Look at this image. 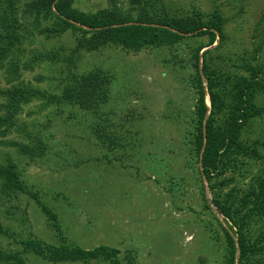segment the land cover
<instances>
[{
	"label": "rangeland",
	"instance_id": "374dc122",
	"mask_svg": "<svg viewBox=\"0 0 264 264\" xmlns=\"http://www.w3.org/2000/svg\"><path fill=\"white\" fill-rule=\"evenodd\" d=\"M166 3L174 8L194 7L204 13L218 9L222 13L227 40L216 50L213 46L217 42L206 48L214 58L213 67L223 74H246L239 67L247 61L264 70V21L259 20L264 0ZM74 4L94 11L106 7L108 1L74 0ZM119 5L128 8L126 0H119ZM206 41V37L188 38L172 48L136 53L119 47L85 52L79 71L98 65L114 74L109 102L97 111L68 105L42 108L38 100L23 105L18 122L40 133L47 151L43 157L30 160L14 147L0 143V160L4 153L11 154L23 179L44 193V201L58 215L70 242L84 248L98 244L116 247L123 264H201L202 259L204 264H221L224 236L212 214L216 213L210 202L214 191L204 179L212 210L208 213L200 189V162L187 144L197 97L189 82L193 75L191 55L194 46ZM73 43L74 35L67 32L51 40L37 35L24 47L27 53L54 47L67 52ZM37 75L45 79L38 82ZM57 76L58 66L47 63L21 72L23 81L58 94L61 85ZM8 85L0 70V88ZM257 103L264 106V93ZM100 115L111 121L120 147L108 150L92 134V125ZM242 138L264 142V114L251 120ZM11 139L22 140L16 132L0 137ZM260 151L264 156V150ZM245 161L243 171L223 176L234 175L215 195L246 188L251 176L264 168V161ZM217 217L222 222V216ZM0 223L7 230V234L0 233L4 251L20 248L22 238L59 243L51 222L27 195L19 194L0 204ZM249 226L251 239L264 232V220H253ZM23 257L27 264H106L49 263L31 253Z\"/></svg>",
	"mask_w": 264,
	"mask_h": 264
},
{
	"label": "trees",
	"instance_id": "16d2710c",
	"mask_svg": "<svg viewBox=\"0 0 264 264\" xmlns=\"http://www.w3.org/2000/svg\"><path fill=\"white\" fill-rule=\"evenodd\" d=\"M107 1L106 7L84 11L75 6L74 0H0V70L9 84L0 88V137L16 132L22 139L0 140V143L14 147L18 154L30 160L41 158L47 151L42 136L17 120L23 105L38 100L42 108L68 105L97 111L109 102L114 74L98 65L79 71L85 52L119 47L136 53L172 48L188 38L206 37V43L194 46L191 55L193 75L189 82L197 97L187 141L200 162L203 208L212 213V203L216 211L213 217L223 232L221 264H264V232L255 239L249 238L250 223L264 220V168L251 176L246 188H231L215 195V191L232 181L234 175L225 178L226 173L234 174L246 168L245 159L264 161L260 151V148L264 150V142L257 139L246 142L242 138L251 120L264 114V106L257 103L258 96L264 93L263 67L244 62L239 67L245 71L244 75L223 74L213 67L214 58L206 47L217 42L213 46L216 50L227 40L226 20L218 9L204 13L194 7H170L166 0H126L125 10L119 0ZM259 20L264 21V9ZM67 32L74 35V43L67 52L54 47L27 53L24 47L37 35L51 40ZM42 63L58 66L60 93L21 79L22 71H32ZM35 77L38 82L45 79L42 75ZM102 115L93 123L92 134L108 150H114L122 145L120 137L110 127L111 121ZM204 179L209 190L214 191L209 203ZM19 194L30 197L46 215L59 243L22 238L18 249L0 248V263L27 264L23 254L31 253L49 263L123 264L116 247L98 244L84 248L70 242L58 215L44 201V193L23 179L16 161L6 152L0 160V204ZM217 214L222 216L223 223ZM0 233L7 234L1 223ZM201 262L204 264L203 259Z\"/></svg>",
	"mask_w": 264,
	"mask_h": 264
}]
</instances>
